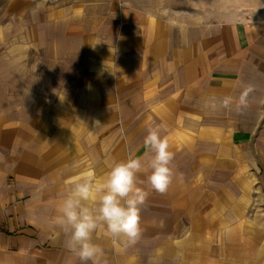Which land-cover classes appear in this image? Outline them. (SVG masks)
Instances as JSON below:
<instances>
[{
	"label": "crops",
	"instance_id": "1",
	"mask_svg": "<svg viewBox=\"0 0 264 264\" xmlns=\"http://www.w3.org/2000/svg\"><path fill=\"white\" fill-rule=\"evenodd\" d=\"M45 3L31 36L50 83L0 88L2 264H70L57 204L89 172L147 159L149 126L168 138L174 179L159 193L141 177L142 238L98 233L107 264H264V0L251 18L193 19L137 0ZM247 88L243 111L207 106Z\"/></svg>",
	"mask_w": 264,
	"mask_h": 264
},
{
	"label": "clouds",
	"instance_id": "2",
	"mask_svg": "<svg viewBox=\"0 0 264 264\" xmlns=\"http://www.w3.org/2000/svg\"><path fill=\"white\" fill-rule=\"evenodd\" d=\"M250 88L239 97H212L206 103L212 110L243 111L248 106ZM143 148L150 156L130 155L114 163L97 179L89 172L71 182L56 206L54 239L63 237L66 250L74 258L70 264H107L104 248L96 242L98 233L119 242L124 248L135 246L142 238L141 209L149 197L142 187L146 177L150 188L165 193L174 179L171 167L174 152L168 138L158 127L149 126Z\"/></svg>",
	"mask_w": 264,
	"mask_h": 264
},
{
	"label": "rangeland",
	"instance_id": "3",
	"mask_svg": "<svg viewBox=\"0 0 264 264\" xmlns=\"http://www.w3.org/2000/svg\"><path fill=\"white\" fill-rule=\"evenodd\" d=\"M42 1L21 0L18 4V0H0V88L6 84L10 88H15V92H9L10 94L16 93L15 97L18 93L16 87L20 82L22 85L24 82L26 87L40 85L41 88L50 83L48 80L49 73L46 70V74L41 72L44 65L46 66V63L42 62L45 53L43 49L34 46L31 36L33 8L38 7ZM44 1H46V5L51 4V0ZM137 1L147 6L151 11L166 17L193 19L195 16L203 17L212 13L218 18L230 17L231 15L251 18L257 13V8L263 0ZM69 81L72 84V80ZM10 96L12 97V95ZM11 104L13 105L12 102ZM7 221L2 219L0 212V227L11 228L9 220ZM13 226L16 227V223ZM6 249L7 243L2 244L0 241V252ZM3 261L5 260H2L0 256V264Z\"/></svg>",
	"mask_w": 264,
	"mask_h": 264
}]
</instances>
